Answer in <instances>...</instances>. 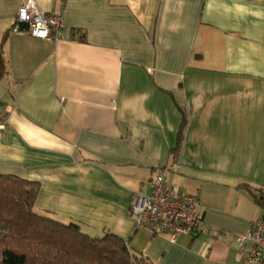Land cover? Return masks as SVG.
<instances>
[{"label":"crops","instance_id":"1","mask_svg":"<svg viewBox=\"0 0 264 264\" xmlns=\"http://www.w3.org/2000/svg\"><path fill=\"white\" fill-rule=\"evenodd\" d=\"M20 2L0 0V174L153 264H245L234 235L264 217V0H36L62 12L49 39L11 30ZM162 172L203 215L173 241L131 210Z\"/></svg>","mask_w":264,"mask_h":264},{"label":"trees","instance_id":"2","mask_svg":"<svg viewBox=\"0 0 264 264\" xmlns=\"http://www.w3.org/2000/svg\"><path fill=\"white\" fill-rule=\"evenodd\" d=\"M3 42L0 79L6 72ZM39 189L37 182L0 174V264H153L116 235L92 237L75 223L37 213Z\"/></svg>","mask_w":264,"mask_h":264},{"label":"built area","instance_id":"3","mask_svg":"<svg viewBox=\"0 0 264 264\" xmlns=\"http://www.w3.org/2000/svg\"><path fill=\"white\" fill-rule=\"evenodd\" d=\"M20 25L25 28L21 29ZM62 26V12L41 9L36 0H21L13 32L26 31L38 39L56 37ZM6 115L0 112V126H6ZM149 194L138 193L131 210L136 228H146L154 235H165L173 241L177 235L194 233L203 223L198 197L184 189L168 185L164 172L148 179ZM264 201V192L259 197ZM238 254L245 264H264V217H258L245 233L235 234Z\"/></svg>","mask_w":264,"mask_h":264}]
</instances>
